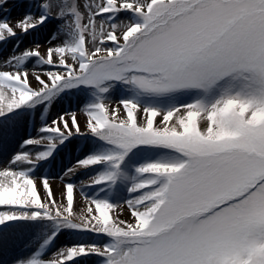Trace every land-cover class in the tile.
I'll list each match as a JSON object with an SVG mask.
<instances>
[{
  "label": "snow or ice",
  "instance_id": "obj_1",
  "mask_svg": "<svg viewBox=\"0 0 264 264\" xmlns=\"http://www.w3.org/2000/svg\"><path fill=\"white\" fill-rule=\"evenodd\" d=\"M10 3L0 148L71 91L85 93V122L40 114L39 136L0 170V255L14 232L39 230L0 264H264V0H35L39 14L15 25ZM42 30L45 52L19 51L21 34ZM69 146L79 154L59 177L61 203L36 171ZM77 188L88 201L78 219ZM65 232L79 239L60 247Z\"/></svg>",
  "mask_w": 264,
  "mask_h": 264
},
{
  "label": "rangeland",
  "instance_id": "obj_2",
  "mask_svg": "<svg viewBox=\"0 0 264 264\" xmlns=\"http://www.w3.org/2000/svg\"><path fill=\"white\" fill-rule=\"evenodd\" d=\"M84 3V0H81V4ZM10 15H8L9 22L12 18H20L21 20L25 17V14L29 11L39 14V10L37 7H35V0H14V3L9 4ZM99 19V18H98ZM47 36V30H42L40 32H33L27 36H24L23 34L20 35L21 43L19 45V51H24L26 48H33L37 43L41 45V52H45V50L50 47L51 45L48 43V40L45 39ZM48 39H51V37H48ZM14 43V42H13ZM5 53L2 56L3 59L7 58L12 53V44L4 45ZM2 59V60H3ZM33 67L32 64L29 65V69ZM39 71V69H37ZM30 78H31V71H30ZM46 78V77H45ZM33 87H38L36 82L34 80L31 81ZM126 93L121 89L117 88L112 93V99L113 101H118L121 97H123ZM85 98V93L83 92H76L71 91L66 94H63L60 98H58L49 108V110L44 113L43 109L40 108L38 113H32L28 115V124L25 127L23 124H21L17 130L21 128V134L19 136V141L22 140V138H27L29 136L31 137H38V129L41 126V120L39 118L40 114L46 115L47 121L50 123L52 119L56 118L60 114L64 112H75L77 114L78 120L81 124V127L83 128L84 122H85V113L83 112V103L82 101ZM187 99V98H186ZM159 117L157 118V121H159ZM203 127V125H202ZM85 141L82 139L77 140L76 144L79 146H83ZM8 145V144H7ZM6 148L9 147L5 146ZM18 146H10L8 148V153L11 156L14 154L15 151H18ZM41 149L37 148L35 151H39ZM78 152H73L72 147L69 146V148L64 149L61 155L57 156L55 161H53L50 164H42L36 171L37 176H49L53 177V179H50V184L52 186L53 192L58 200V202L64 203L63 197H62V191L64 188V181H62L59 177L61 175V172L63 169H65L67 166H70L72 163H74L76 156L78 155ZM2 168V167H1ZM73 181L80 185L81 181H84L85 184L88 182L89 179V173L81 171L78 173L76 177L72 178ZM39 181V182H38ZM38 187L40 185V180H37ZM58 184L59 188H57L55 185ZM60 187L62 189H60ZM59 189V191L57 190ZM62 190V191H61ZM91 189L85 188V192H87L89 195H91ZM41 195L43 196L44 192L43 189L40 188ZM77 195H80L82 199L88 204V201L84 199L83 193L79 191V188L76 190ZM76 198V197H75ZM120 213V219L131 221L132 217L126 207H123L122 209L117 210ZM74 212L77 214L75 218H79L80 215L86 214L81 213L78 211L76 204H74ZM38 229H23L16 231L12 234L11 240H10V252L8 257H5L3 255H0V261H3L5 259H10L13 254L15 255H26L27 251L29 249L30 241H33L35 236L38 234ZM79 237L72 232H65L62 234V236L59 239L58 246L62 247L66 244L70 245L72 243L77 242ZM90 240H96V237H89ZM100 243H103V238L99 239ZM54 251V249H53ZM51 258V254H49L48 257ZM89 264H101V259L99 257H91Z\"/></svg>",
  "mask_w": 264,
  "mask_h": 264
},
{
  "label": "bare ground",
  "instance_id": "obj_3",
  "mask_svg": "<svg viewBox=\"0 0 264 264\" xmlns=\"http://www.w3.org/2000/svg\"><path fill=\"white\" fill-rule=\"evenodd\" d=\"M0 15H4V14H0ZM21 19L16 17V18H12L10 20V23L15 25L18 21H20ZM5 46H0V61H2V56L4 55L5 53ZM7 49V48H6ZM0 70H10L8 68H4V69H0ZM6 102V101H5ZM24 133V132H23ZM21 128L13 133H10L7 137V144L9 145V147L11 146H18V141H19V136L21 134ZM25 134V133H24ZM6 144V146H8ZM8 147V148H9ZM8 148L4 147V148H0V170H3L5 167H8L9 166V161H10V155L7 154L8 151ZM19 149V148H18ZM2 167V168H1ZM12 167H15V166H12ZM39 182V181H38ZM57 188H59L58 184L55 185ZM60 189H62L60 187ZM59 191V189H57ZM62 191V190H61ZM75 204H76V207L78 209L79 212L81 213H86V207H87V203L82 199V197H80V195H77V192L75 193Z\"/></svg>",
  "mask_w": 264,
  "mask_h": 264
}]
</instances>
